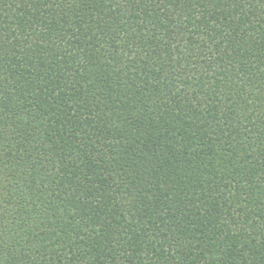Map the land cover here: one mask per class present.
Listing matches in <instances>:
<instances>
[{"label":"trees","instance_id":"obj_1","mask_svg":"<svg viewBox=\"0 0 264 264\" xmlns=\"http://www.w3.org/2000/svg\"><path fill=\"white\" fill-rule=\"evenodd\" d=\"M0 264H264V0H0Z\"/></svg>","mask_w":264,"mask_h":264}]
</instances>
